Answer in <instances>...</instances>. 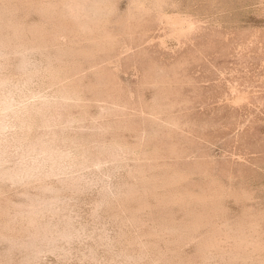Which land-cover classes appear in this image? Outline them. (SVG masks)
Segmentation results:
<instances>
[{"label": "rangeland", "instance_id": "rangeland-1", "mask_svg": "<svg viewBox=\"0 0 264 264\" xmlns=\"http://www.w3.org/2000/svg\"><path fill=\"white\" fill-rule=\"evenodd\" d=\"M59 1L0 0V264L264 263V0Z\"/></svg>", "mask_w": 264, "mask_h": 264}, {"label": "bare ground", "instance_id": "bare-ground-1", "mask_svg": "<svg viewBox=\"0 0 264 264\" xmlns=\"http://www.w3.org/2000/svg\"><path fill=\"white\" fill-rule=\"evenodd\" d=\"M43 1V0H42ZM61 1V0H60ZM59 1V3H61L62 4V6H59L60 7V9L61 10H64V11H67V12H65V14L66 13H68L67 15H68V17H71V18H69V19H71V20H73L72 18H73V15L72 14H69V10L71 11V10H76V12H78L79 14H75L76 15V18H77V20L76 19H74V20H76V21H79V24H80V29L83 31V33H84V31L85 32H88V33H93L94 32V30H95V25H97L98 26V24H100V21H101V19L105 16V14H106V5H107V0H75V1H73L72 0V2H71V0H70V2H65L66 0H62L63 1V3L62 2H60ZM67 1H69V0H67ZM159 2V1H158ZM1 3V2H0ZM53 3V2H52ZM57 3V2H56ZM55 2H54V5L56 4ZM45 4V3H44ZM49 4V3H48ZM61 4H59V5H61ZM145 4V3H144ZM144 4H143V1H142V3L141 2H136L135 3V8L137 9V8H143L144 7ZM156 4V3H155ZM158 4V3H157ZM53 5V6H54ZM57 5V4H56ZM52 6V4L50 3L49 5H47V3H46V5H43L42 4V9L41 10H44V12L46 13V11H47V13L49 14V12L50 13H53V15H54V11L56 10V8H58L57 6ZM146 5H148V3L146 4ZM145 5V6H146ZM149 6H150V3H149ZM41 7V6H40ZM148 7V6H147ZM134 8V9H135ZM151 8V7H150ZM39 9V8H38ZM109 9V8H108ZM143 9H145V8H143ZM142 9V10H143ZM78 10V11H77ZM79 10H81L82 12H83V14H82V12H80ZM152 11V10H151ZM43 12V11H42ZM61 12H63V11H61ZM57 14V13H56ZM60 13H59V10H58V15H59ZM62 14V13H61ZM74 14V13H73ZM52 15V14H51ZM67 15H65V19L67 18L68 19V17H67ZM70 15V16H69ZM72 15V16H71ZM60 18V17H59ZM133 19V18H132ZM70 20V21H71ZM69 21V20H68ZM69 21V22H70ZM75 22V21H74ZM78 23V22H77ZM76 24V23H75ZM77 27V26H76ZM98 29V28H97ZM18 34V33H17ZM16 34V35H17ZM79 36V35H78ZM107 36V35H106ZM16 37V36H15ZM18 37H19V35H18ZM108 37L109 36H107V37H105V38H107L108 39ZM8 39H10V38H8ZM14 39V38H13ZM77 39V38H76ZM107 39H105L104 41L106 42V40ZM4 40V39H3ZM101 40V39H100ZM7 41H10V40H7ZM21 41V40H20ZM103 41V40H102ZM103 41V42H104ZM110 41V40H109ZM4 42V41H3ZM101 42V41H100ZM102 42V43H103ZM10 43V42H9ZM2 44V45H1ZM28 44V43H27ZM107 44V43H106ZM10 45V44H9ZM22 45V44H21ZM20 44L17 46L18 47V49L20 48V46H21ZM98 45V44H97ZM29 46V45H28ZM6 47V45L4 44V43H0V55H3L4 53V48ZM17 47H15V48H17ZM30 47V46H29ZM27 48V46H26V48L23 46V48L21 49H19V53H21V54H23V55H28V53H33V52H37L39 49H41L39 46H37V44L36 45H33L32 46V44H31V48ZM6 49V48H5ZM42 50V49H41ZM25 117V116H24ZM25 119V118H24ZM23 119V120H24ZM22 120V119H21ZM36 143V142H35ZM43 145L41 146V144H39L38 143V146L40 145L41 146V150H42V156H43V159L46 161V162H53L54 161V154H53V151L51 150V147L50 146H48V145H46L45 143H42ZM37 145V144H36ZM34 146V145H33ZM35 148V147H34ZM7 149V148H6ZM39 151V150H38ZM41 152V151H40ZM5 155V152H1L0 153V162L1 161H3V156ZM7 155V154H6ZM1 164V163H0ZM0 174L1 175H3V176H6V177H9V178H11L12 180H15V181H21V180H23L25 177H37L39 180L40 179H42V175H44L43 174V172H42V170H41V168H39V167H33V168H31V166L30 167H27V168H25V169H23L22 171H19V172H17V173H3V172H0ZM3 176H2V178H3ZM38 201H39V199H38ZM44 203V202H43ZM39 204H41V203H38V204H36V206L37 207H41ZM39 205V206H38ZM43 206L45 205V204H42ZM32 206V205H31ZM56 203H53V202H51V203H46V205H45V207L48 209H52V210H56L57 208H56ZM45 207H43V208H45ZM34 208V207H33ZM44 211V210H43ZM41 212V211H40ZM39 209L38 208H34V209H32V211H23V212H21V217H23V218H25L28 222H29V224L34 228V229H37V236L33 239V241H34V246H36V245H38V236H40L41 235V233H47L48 232V230H46L45 231V227L44 228H42L41 226V222H40V220H39ZM23 220V219H22ZM42 221V220H41ZM47 227H49V226H47ZM47 227H46V229H47ZM65 227V226H64ZM49 229V232L50 231H54L53 229V227L51 228V227H49L48 228ZM58 230V229H57ZM60 231H61V229H59ZM58 230V231H59ZM228 230V229H227ZM59 231V235H52V236H54V237H52L51 236V241H53L54 242V244H55V241H56V239H58V237H65V238H69L70 239V237L72 236V234H70L69 232H66V231H64V232H60ZM48 232V233H49ZM233 232H235V231H233ZM36 233V232H35ZM56 233H58V232H56ZM238 233V232H237ZM240 233H243V232H241L240 231ZM52 234V233H51ZM55 234V233H54ZM236 234V233H235ZM239 234V233H238ZM36 235V234H35ZM223 235V234H222ZM226 235V234H225ZM227 235H229V234H227ZM243 235V234H242ZM242 235L240 236V237H242ZM42 236V235H41ZM237 236V235H236ZM239 236V235H238ZM237 236V237H238ZM251 236V235H250ZM44 237V236H43ZM231 237V236H230ZM236 237V238H237ZM246 237H248V235L246 236ZM253 236H251V238H252ZM47 239H48V237H46ZM233 238H235V237H233ZM235 238V239H236ZM41 239V238H40ZM50 239V238H49ZM234 239V240H235ZM244 239L248 242V238H245L244 237ZM237 240V239H236ZM235 240V243L237 242V244L235 245V246H237V245H240L239 244V242H238V240L236 241ZM244 240V243L243 244H245L246 243V241ZM242 241H243V239H242ZM50 242V241H49ZM45 243V242H44ZM51 243V242H50ZM252 243V242H251ZM219 244V243H218ZM246 244H250V243H246ZM253 244H255V243H253ZM31 245V244H30ZM32 245H33V243H32ZM57 245V244H56ZM212 245V244H211ZM251 245V244H250ZM249 245V246H250ZM229 246V245H228ZM232 246V245H231ZM246 246V245H245ZM252 246V245H251ZM254 246V245H253ZM252 246V247H253ZM40 248V247H39ZM236 248V247H235ZM239 248V247H238ZM249 248V247H248ZM247 248V249H248ZM254 248V247H253ZM34 249V248H33ZM37 249H38V247H37ZM256 250V249H255ZM240 251H241V249H240ZM232 253V252H231ZM245 253V252H244ZM232 255H234V253L232 254ZM261 264H264V263H261Z\"/></svg>", "mask_w": 264, "mask_h": 264}]
</instances>
